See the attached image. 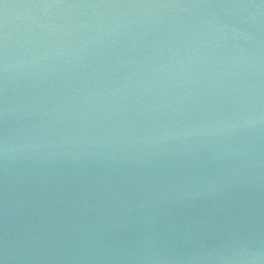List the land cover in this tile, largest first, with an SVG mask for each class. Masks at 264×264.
Listing matches in <instances>:
<instances>
[{"label": "water", "instance_id": "1", "mask_svg": "<svg viewBox=\"0 0 264 264\" xmlns=\"http://www.w3.org/2000/svg\"><path fill=\"white\" fill-rule=\"evenodd\" d=\"M0 264H264V0H0Z\"/></svg>", "mask_w": 264, "mask_h": 264}]
</instances>
